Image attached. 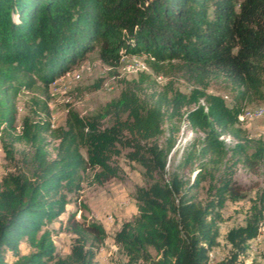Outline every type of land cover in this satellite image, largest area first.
Here are the masks:
<instances>
[{
    "label": "trees",
    "instance_id": "obj_1",
    "mask_svg": "<svg viewBox=\"0 0 264 264\" xmlns=\"http://www.w3.org/2000/svg\"><path fill=\"white\" fill-rule=\"evenodd\" d=\"M95 46L111 67L123 55L144 54L152 63L175 61L195 84L222 77L234 86L236 100L229 106L198 88L190 95L149 92L152 80L141 71L96 113L68 107L64 125L52 126L51 83ZM263 77L264 0H0V135L13 163L0 177V264H95L107 237L99 220L68 214L65 225L74 237L65 255H58L46 224L64 211L86 170L98 183L118 176L123 148L146 179L133 192L137 213L112 236L126 264H208L222 205L247 196L234 176L236 165L253 173L264 165V137L250 135L237 118V101L263 96ZM23 90L40 95L34 101L43 116L26 114L17 129L16 97ZM165 114L170 122L162 143ZM176 117L186 118L195 136L165 178ZM48 135L56 140L54 155ZM14 143L25 146L20 159ZM262 181L244 223L224 235L227 253L212 264H238L261 233Z\"/></svg>",
    "mask_w": 264,
    "mask_h": 264
},
{
    "label": "rangeland",
    "instance_id": "obj_2",
    "mask_svg": "<svg viewBox=\"0 0 264 264\" xmlns=\"http://www.w3.org/2000/svg\"><path fill=\"white\" fill-rule=\"evenodd\" d=\"M144 61L147 64V69L133 70V66H130L134 63L133 58L131 55H123L119 66L111 67L101 60L98 54V46H95L70 67L69 73L66 72L51 83V98L48 104L52 126L64 125L68 107H73L81 115L96 113L105 103L120 94L126 80L138 78L141 71L149 76L148 80H152L149 82L151 85L149 92L155 89L158 91L165 90L171 94L174 90H180L190 95L193 88H198L206 93L221 95L229 106H232L236 100L237 92L234 86L222 77H211L199 85L184 78L173 63L175 61L152 63L147 57ZM77 73L79 77L75 76ZM37 96L40 97L36 91L32 90H23L17 95V129L20 128L21 119L26 114L34 119L42 118L43 113L34 101ZM204 98V96L200 97L202 100ZM237 104L239 111L246 107L255 108L257 105H264V77L263 96L245 98L237 101ZM174 120L175 124L179 126V130L174 132L173 144L174 142L175 144L167 154L165 178L168 177L172 164L179 157L183 146L195 136V131L186 118L176 117ZM169 122V115L165 114L164 132L160 136L162 143L168 135ZM238 124L245 128L250 135L264 137V114L239 121ZM1 127L0 125V130ZM47 141L48 151L50 155H54L56 140L48 135ZM14 146L15 157L20 159L21 150L25 146L23 143H14ZM127 150V148H123L117 157L120 167L118 176L98 183L92 178L93 171L91 169L86 170L83 173L80 189L75 193H68L71 196V201L65 205L64 211L46 224L52 230L58 255H65L69 251L74 234L66 227L65 223L68 214L75 211L77 219H97L107 231V237L97 252L95 264H126L127 257L114 243L112 236L124 220L131 219L137 213V200L134 198L133 192L136 186L144 184L146 181L143 175V166L129 159L125 154ZM12 166L13 163L5 157L0 135V177ZM190 173L192 177L194 171ZM234 176L247 187V196L237 200L226 199L222 205L220 209L221 218L217 220V243L209 251L208 264H212L227 253L229 245L224 238L226 231L231 226L244 223L250 198L255 195L254 187L263 185L264 165L259 173H253L238 164ZM203 195L204 188H200L199 196L202 197ZM20 247L23 251H27L24 239L20 241ZM8 256L13 258L9 252ZM238 264H264V219L261 224L260 235L250 241L247 254Z\"/></svg>",
    "mask_w": 264,
    "mask_h": 264
},
{
    "label": "built area",
    "instance_id": "obj_3",
    "mask_svg": "<svg viewBox=\"0 0 264 264\" xmlns=\"http://www.w3.org/2000/svg\"><path fill=\"white\" fill-rule=\"evenodd\" d=\"M131 57L133 58L134 63L130 66H133V70H145L147 69V64L144 59L147 57L145 55L140 54H132ZM69 73V70L67 71ZM75 76L79 77V74H75ZM200 103H204L202 99H200ZM264 114V105L260 104L257 105L255 108H242V110L238 111L237 118L239 121L248 120L254 117H258ZM219 138L223 139L225 142L230 143L232 142V136L229 133H221Z\"/></svg>",
    "mask_w": 264,
    "mask_h": 264
},
{
    "label": "crops",
    "instance_id": "obj_4",
    "mask_svg": "<svg viewBox=\"0 0 264 264\" xmlns=\"http://www.w3.org/2000/svg\"><path fill=\"white\" fill-rule=\"evenodd\" d=\"M260 235V234H259Z\"/></svg>",
    "mask_w": 264,
    "mask_h": 264
}]
</instances>
